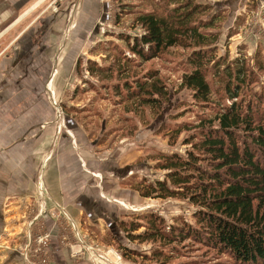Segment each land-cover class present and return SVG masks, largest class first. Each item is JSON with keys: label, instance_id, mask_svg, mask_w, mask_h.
<instances>
[{"label": "rangeland", "instance_id": "374dc122", "mask_svg": "<svg viewBox=\"0 0 264 264\" xmlns=\"http://www.w3.org/2000/svg\"><path fill=\"white\" fill-rule=\"evenodd\" d=\"M152 1L160 0L142 8H155ZM194 1L212 6L205 19L217 15L209 29L218 36L216 59H246L253 67L257 56L264 58V0ZM124 2L133 4L127 10L140 6ZM122 6L121 0H0V190L4 175L34 184L28 178L62 151L81 159L83 172L71 179L87 175L85 188L98 201L45 202V179L42 186L38 178L41 201L20 202L32 221L41 218L40 231L32 222L25 226L21 264H164L156 250L169 254L167 264H236L214 248L129 237L147 229L149 214L161 219L166 235L183 220L196 226L195 206L178 197L142 196L137 185L167 178L157 163L163 155H184L191 146L183 143L187 131H176L202 111L192 92L179 88L191 52L180 47L137 69L140 77L159 70L170 88L168 102L160 110L127 111L135 105L123 103L112 88L119 67L125 69L122 57L140 62L125 39L132 42L143 29L121 13ZM89 62L110 66L113 80L91 76ZM255 77L251 93L264 100V71L255 69ZM1 208L2 202L0 215ZM132 224L140 228L131 231Z\"/></svg>", "mask_w": 264, "mask_h": 264}, {"label": "trees", "instance_id": "16d2710c", "mask_svg": "<svg viewBox=\"0 0 264 264\" xmlns=\"http://www.w3.org/2000/svg\"><path fill=\"white\" fill-rule=\"evenodd\" d=\"M121 1V13L134 16L133 26L143 29L132 42L125 39L140 62L122 57L125 69L119 67L118 82L112 88L123 103L135 105L127 111L160 110L168 102L170 88L159 70L140 77L137 69L164 57L174 47L191 50L179 88L191 91L202 111L195 122L183 123L176 131L177 136L187 131L183 143L191 146L184 155H163L157 163L158 168L168 170L167 178L137 185L142 196L178 197L195 206L196 226L181 220V226L166 235L160 231L161 219L149 214L147 229L129 237L140 242L190 244L192 248L201 245L227 253L236 264H264V100L251 93L257 83L255 69L264 71V58L257 56L253 67L246 59H216L218 36L209 29L217 15L203 17L210 5L160 0L152 1L155 8L146 9L143 4L151 0H133L140 6L127 10L133 4ZM116 50L123 54L118 47ZM111 69L96 62L88 66L91 76L101 81L113 80ZM139 228L140 224H132L131 231ZM154 254L164 257L162 263L169 262L170 256L163 250Z\"/></svg>", "mask_w": 264, "mask_h": 264}, {"label": "crops", "instance_id": "0c3cea01", "mask_svg": "<svg viewBox=\"0 0 264 264\" xmlns=\"http://www.w3.org/2000/svg\"><path fill=\"white\" fill-rule=\"evenodd\" d=\"M61 152L57 151L56 162L47 163L40 175L34 171L33 176L28 178L29 181L34 182L32 185L28 181L18 184L17 179L11 182L12 178L9 175L2 176L4 187L0 190V202H2L3 208H1L0 215V242H2L0 264H21L22 259L19 257V252L21 253L24 249L25 238L27 239L29 236V228H25L26 224L32 222L34 231L41 229V218H34L32 221L33 217L25 215V209H20V202L41 201L38 194V178H42L41 181L43 178L45 179L46 187L44 188L47 199L45 202H98L94 198L93 192L85 188L87 179L84 176L87 175H83V178L80 177L75 182L71 179L73 172H83L82 166L79 164L81 159L77 160L74 154L69 152ZM80 156L85 158L83 153ZM41 185L44 186L43 181ZM4 202L12 203L7 207L4 206L6 204Z\"/></svg>", "mask_w": 264, "mask_h": 264}, {"label": "built area", "instance_id": "2783aa9c", "mask_svg": "<svg viewBox=\"0 0 264 264\" xmlns=\"http://www.w3.org/2000/svg\"><path fill=\"white\" fill-rule=\"evenodd\" d=\"M39 242L41 243V239L39 240Z\"/></svg>", "mask_w": 264, "mask_h": 264}]
</instances>
